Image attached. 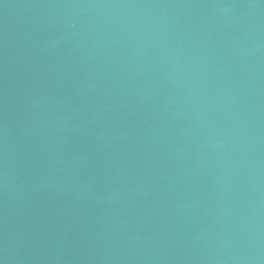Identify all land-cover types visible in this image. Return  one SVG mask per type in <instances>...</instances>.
Returning a JSON list of instances; mask_svg holds the SVG:
<instances>
[{"label": "water", "instance_id": "95a60500", "mask_svg": "<svg viewBox=\"0 0 264 264\" xmlns=\"http://www.w3.org/2000/svg\"><path fill=\"white\" fill-rule=\"evenodd\" d=\"M0 221L27 264H264V0H0Z\"/></svg>", "mask_w": 264, "mask_h": 264}]
</instances>
